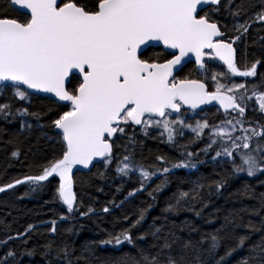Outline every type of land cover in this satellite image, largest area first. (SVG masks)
Instances as JSON below:
<instances>
[{"label":"snow or ice","instance_id":"snow-or-ice-1","mask_svg":"<svg viewBox=\"0 0 264 264\" xmlns=\"http://www.w3.org/2000/svg\"><path fill=\"white\" fill-rule=\"evenodd\" d=\"M0 7H10L20 13L19 17L0 14V95L11 93L9 100L0 103V119L6 122L19 119L21 130H30L32 125L25 118L31 116L39 120L41 115L29 111L32 98L50 94L45 98L54 100L60 109L51 120V127L58 130L56 136L62 145L58 155L40 166L39 174L15 179L0 187V193L26 183L36 191L43 186L42 182L58 178V197L71 213L76 208L77 199L73 191V169L77 166L88 169L94 161H103L106 167L111 165L116 140L134 126H140L145 136L150 127L162 129L160 135L166 134L170 144H175L177 137H183L184 130L194 134L189 144L206 140L200 152L207 156L214 151L212 161L230 166V171L224 168L223 174L213 170L220 179L208 184L210 196L220 194L221 189H226L230 181L242 173L248 177L264 174V144L260 142L264 140V127L257 131L243 127L242 119L236 116L227 119L231 113L243 117L248 101L253 98L259 111L264 113V91H258L255 84L249 88L247 82L233 80L234 77L255 78L258 66L264 67L262 59L245 63L243 67L237 64L233 45L247 36L252 24L247 21L236 23L234 29L239 35L226 42L215 19L221 7L232 17H239L244 11L243 2L5 0ZM251 19L252 23L264 25V0ZM260 40L264 41V37ZM216 60L222 62L226 71L211 73L214 83L211 91L205 80L178 78L184 67L192 62L207 76V62ZM14 101L24 104L16 107ZM212 102H216L225 114L226 119L220 124H210L206 119L197 120L195 124L186 122L184 117L188 110L204 111L201 106ZM37 127L42 128L43 125L38 124ZM237 131L244 134L234 135ZM253 138L259 139L253 143ZM130 142H134L133 138ZM188 146H180L184 151L180 153L183 159L178 162L158 155L156 159L165 166L151 172L137 164L132 154L118 159L116 172L119 175L139 173L140 187L129 192L128 196L144 191L146 182L159 173L163 179L148 192L155 200L154 193H159L169 184V174L173 169L195 168L194 156L197 163H205L199 160L200 153L188 151ZM11 155L17 157L19 151H13ZM218 157L223 159L218 161ZM168 164L171 166H166ZM204 186L196 183L191 201L200 197L197 189ZM236 195L241 201L256 199L249 185H244ZM173 196L176 202L168 204L164 209L166 213L190 211L201 217L208 206L202 203L196 210L195 204L186 199L190 196L187 191ZM182 201L188 204L186 208ZM259 203L260 209H264V193H260ZM151 207L141 209L138 218L128 228L118 234L109 233L107 238L98 242L117 251L127 244L139 252V259L124 253L110 264H228L229 258L243 249L250 239V235H240L237 229L264 230V217H261L259 226L251 220L244 223L242 213L260 215V209L244 206L225 215L223 223L213 233H202L199 240L178 235L177 226L169 225L167 216L159 225L156 224L159 218H153L145 232L135 235L133 230L143 225ZM103 211L108 212L109 209L105 207ZM206 222L213 223L210 219ZM32 228L29 225L26 233L21 235L26 236ZM185 229L189 234L199 231L187 221L179 231ZM51 232H56L55 221ZM149 236L153 240L150 247L156 249L154 254L146 253L136 243ZM209 237L210 243L205 247ZM7 243V240L0 241V247ZM43 247L41 255L53 257L46 259L45 264H53V260L56 264H74L70 257L75 249L70 250L69 244L56 245L55 240H50ZM222 247L223 255H219L218 250ZM35 253L33 248L26 254L31 256ZM247 253L236 264H264V237L248 247ZM15 256L14 251L5 252L0 256V264H10V258ZM80 259L76 257V261Z\"/></svg>","mask_w":264,"mask_h":264},{"label":"trees","instance_id":"trees-1","mask_svg":"<svg viewBox=\"0 0 264 264\" xmlns=\"http://www.w3.org/2000/svg\"><path fill=\"white\" fill-rule=\"evenodd\" d=\"M242 2L244 11L239 17H232L223 7L215 17L229 40L239 35L234 29L236 23L247 21L252 24L247 36L235 44L237 64L241 67L245 63L250 64L255 59L264 60V41L260 40V37H264V25L252 23L251 19L253 14L259 10L262 0H235V4ZM4 3L5 0H0V5ZM0 14L10 17H19L20 15L10 7H0ZM223 71H226L225 66L216 61H208L207 76L204 72H199L194 64H188L180 72L178 78L205 80L211 91L214 89V83L210 78L211 73ZM257 71L258 75L255 78L234 77L233 80L237 83L247 82L249 88L255 84L258 91H264V67L258 66ZM248 94L251 95V91ZM10 96V92L0 95V103L9 100ZM14 103L16 107L24 104L20 101H14ZM29 111L41 114L39 120L31 116L25 118L32 125L30 130L27 128L21 130L19 119L13 122L0 119V187L12 183L15 179H22L26 175L39 174L40 166L45 164L48 159L58 155L62 149V145L59 143L60 138L56 136V130L51 127V120L60 111L54 100L33 97ZM207 112L209 115L206 119L210 124H220L222 120L226 119L222 112L213 109ZM230 115L227 119L236 116L242 119L244 125L255 128L257 131L264 127V113L259 111L254 98L248 101L243 117H238L237 113ZM38 124L43 127H37ZM130 138H133L134 142H130ZM257 139L259 138H253V143ZM9 141L12 142L9 143ZM260 142L264 144V140ZM205 143L206 140L189 144L186 140L177 138L175 144H170L165 137L156 133L145 136L142 129H127L126 135L116 140L111 165L106 167L103 163L96 165L88 173H74L73 185L77 199L76 208L71 213L58 197L56 191L58 178H51V182H42L43 186L36 191L32 190V185L26 183L0 193V241H8L5 246L0 247V256L11 250L16 253V256L14 259L10 258V264H45L46 259L51 260L53 257L45 258L41 255L44 251L43 246L50 240H55L56 245L67 243L71 246L70 250L75 249L70 257L74 264H110V261L124 253H129L139 259L137 248L125 244L117 251L111 246H101L98 242L107 238L109 233L118 234L128 228L138 218L140 210L148 208L149 205L152 207L148 210L143 225L133 230L135 235L145 232L148 225L152 224L153 218H159L156 219V224L159 225L164 222V216H167L169 225L177 226L178 235L184 239L191 236L194 240H199L202 233H213L223 223V217L235 209L244 206L260 209L259 195L264 193V174L258 173L255 177H248L246 173H242L232 179L226 189H221L220 194L211 196L208 194L210 191L208 184L213 180L220 179L213 170L223 174L224 168H228L230 171V166L212 161L211 157L215 155L214 151H210L207 156L200 152ZM181 145H189L187 150L193 153L199 152V160H203L205 163H197V158L194 156L192 162L196 163L195 168L173 169L169 174V184L159 193H154L155 200L148 195V192L152 191L155 185L163 179V175L159 173L146 182L144 191L136 192L135 196H128L129 192L140 187V177L135 176L130 180L123 179L116 172L118 159L132 154L137 164L151 172L154 168L165 166L156 159L158 155L165 156L172 162L183 159L180 153L184 151V148L180 147ZM17 150L19 155L13 157L11 153ZM222 159L221 157L217 158L218 161ZM166 166L170 167L171 165ZM197 182L205 186L197 189L200 197L196 201H191V196L195 195L192 189L195 188ZM244 185L251 187L256 199L245 198L242 201L239 199L236 194ZM181 191L190 193L186 199L195 204L196 210L200 209L202 203L208 204L201 217H196L194 212L190 211H180L178 214L164 212L169 203L175 204L173 194H178ZM182 203L185 208L188 206L184 201ZM105 207L109 209L108 212L103 211ZM89 209L92 211L89 212ZM241 215L244 223L251 220L259 226L261 217H264V209H260L259 216H250L247 213ZM62 217L65 218L62 219ZM208 219L213 223H207ZM53 221H55L56 227L54 234L51 232ZM185 221L197 227L199 231L191 234L187 229L179 231ZM29 225L33 226L32 230L27 232L26 236L21 235L26 233ZM237 232L240 235H250V239L246 241L243 249L229 258L228 264H236L240 258L248 254V247L260 242L264 237V230L251 232L249 229L239 228ZM9 237H13V239L9 240ZM25 239H27V243H24ZM136 243L146 253L154 254L156 251L150 247L153 243L150 236ZM208 243H210V237L206 240L205 247ZM33 248L36 249L35 255H27V251ZM223 251L222 247L218 250V254L223 255ZM76 257H81V259L76 261ZM53 264H56L55 260H53Z\"/></svg>","mask_w":264,"mask_h":264},{"label":"rangeland","instance_id":"rangeland-1","mask_svg":"<svg viewBox=\"0 0 264 264\" xmlns=\"http://www.w3.org/2000/svg\"><path fill=\"white\" fill-rule=\"evenodd\" d=\"M254 100H255V98H254ZM256 102V101H255ZM256 106H257V108H259L258 107V104L256 103ZM208 112H204V113H194V112H187V114H186V116L184 117L185 119H186V122L187 123H191V124H195V122L197 121V120H204V119H206L207 117H208ZM230 116H232V115H230ZM173 118H175V117H173ZM207 120V119H206ZM208 121V120H207ZM238 128L240 127L239 125L237 126ZM243 127H245V128H252V127H250V126H246V125H244V123H243ZM143 131V130H142ZM148 134H151V133H156V134H158V135H160V133L162 132V129H158V128H153V127H150V128H148ZM207 131V130H206ZM144 133V132H143ZM244 133H242V132H240V131H237V132H235V134L234 135H236V136H241V135H243ZM194 134H192L190 131H188V130H184V136L183 137H177V138H181V139H184V140H186L187 142H189V140L192 138V136H193ZM161 136V135H160ZM161 137H165L166 139H167V137H166V134L165 135H163V136H161ZM121 176V175H120ZM135 176H138L139 177V173L138 172H136V171H134V172H132V173H130L128 176H121L123 179H125V180H130V178H132V177H135Z\"/></svg>","mask_w":264,"mask_h":264},{"label":"water","instance_id":"water-1","mask_svg":"<svg viewBox=\"0 0 264 264\" xmlns=\"http://www.w3.org/2000/svg\"><path fill=\"white\" fill-rule=\"evenodd\" d=\"M225 34H224V36H223V39H225ZM188 64H194L195 65V63L194 62H192V63H188ZM187 64V65H188ZM186 65V66H187ZM185 66V67H186ZM196 66V68H197V70H198V66L197 65H195ZM180 74V73H179ZM178 74V75H179ZM48 95H50V94H40L39 95V97H43V98H45L46 96H48ZM201 108L202 109H204V110H206L207 108H218V109H220V107H219V105L216 103V102H212V104H209V105H202L201 106ZM221 110H223V109H221ZM189 111H193V110H189ZM195 112H203V111H201L200 109H196L195 110ZM135 128H141L140 126H134ZM56 131H58V130H56ZM103 161H99V162H97V161H94L93 162V166H90L88 169H84V168H82L81 166H77L76 168H74L73 169V175H74V173L75 172H86V173H88V172H90L96 165H99V164H101ZM73 191H74V188H73Z\"/></svg>","mask_w":264,"mask_h":264}]
</instances>
